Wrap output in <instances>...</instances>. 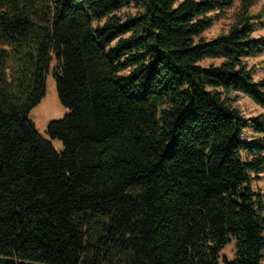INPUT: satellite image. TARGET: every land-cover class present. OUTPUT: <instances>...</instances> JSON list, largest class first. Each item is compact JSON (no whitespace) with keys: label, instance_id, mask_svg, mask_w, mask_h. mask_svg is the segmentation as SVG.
Instances as JSON below:
<instances>
[{"label":"trees","instance_id":"obj_1","mask_svg":"<svg viewBox=\"0 0 264 264\" xmlns=\"http://www.w3.org/2000/svg\"><path fill=\"white\" fill-rule=\"evenodd\" d=\"M259 1L0 0V264H264Z\"/></svg>","mask_w":264,"mask_h":264},{"label":"rangeland","instance_id":"obj_2","mask_svg":"<svg viewBox=\"0 0 264 264\" xmlns=\"http://www.w3.org/2000/svg\"><path fill=\"white\" fill-rule=\"evenodd\" d=\"M264 7V0H260L254 7L251 9L252 15H258L262 8ZM240 2L236 1L235 6L229 9L226 13V16L218 21L209 31L205 33L207 39L214 38L218 34L227 31L229 27L235 23L237 13L239 12ZM137 8L131 6L125 8L120 12V15H125L126 13H135ZM264 35V26L258 27L254 31L255 37H260ZM216 62L219 61H209ZM248 63L251 67H255L254 77L256 80L264 79V55L248 59ZM54 65V62H53ZM238 105L242 110L243 115L248 119H257L261 116H264V109L260 106H257L252 100H250L245 95H240ZM69 112V110L64 107L57 95L56 85L54 78L50 74L46 81L45 94L43 95L41 102L35 106L30 112V118L34 122L36 129L43 135L46 139L51 141L53 146L57 151L63 150V143L60 140L52 139L47 133V126L50 121L63 119L64 116ZM258 135H255L252 129H247L243 133V138L245 140H252L257 138ZM255 189L258 192L264 194V174L261 179L255 183ZM226 253L228 257L233 256L232 247H228L227 250L223 252Z\"/></svg>","mask_w":264,"mask_h":264},{"label":"crops","instance_id":"obj_3","mask_svg":"<svg viewBox=\"0 0 264 264\" xmlns=\"http://www.w3.org/2000/svg\"><path fill=\"white\" fill-rule=\"evenodd\" d=\"M210 61V60H209Z\"/></svg>","mask_w":264,"mask_h":264}]
</instances>
